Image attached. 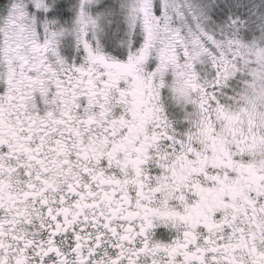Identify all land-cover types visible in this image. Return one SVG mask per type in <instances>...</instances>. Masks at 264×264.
I'll return each mask as SVG.
<instances>
[{"label":"snow or ice","instance_id":"6c2138e0","mask_svg":"<svg viewBox=\"0 0 264 264\" xmlns=\"http://www.w3.org/2000/svg\"><path fill=\"white\" fill-rule=\"evenodd\" d=\"M0 264H264V0H0Z\"/></svg>","mask_w":264,"mask_h":264}]
</instances>
